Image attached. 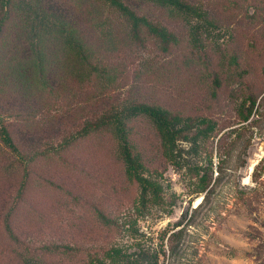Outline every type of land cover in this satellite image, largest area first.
I'll list each match as a JSON object with an SVG mask.
<instances>
[{
	"label": "rangeland",
	"instance_id": "rangeland-1",
	"mask_svg": "<svg viewBox=\"0 0 264 264\" xmlns=\"http://www.w3.org/2000/svg\"><path fill=\"white\" fill-rule=\"evenodd\" d=\"M69 1L80 8L82 25L90 12L102 17V28L92 26L89 17L84 32L85 37L91 32V43L100 46L94 49L93 62L110 76L78 83L71 76L63 100H42L38 127L46 129L48 139L38 138L25 146L42 156L31 164L32 178L23 194L18 157L0 143V152H6L0 153V262L12 261L9 258L24 252V247L37 250V259L50 264L106 262V253L115 247L136 259L144 253L156 254L158 264H264V0H247L234 10L231 2L242 0H198L210 7L211 20L223 28L213 34L211 46L217 41L243 53L250 50L249 85L244 89L255 88L258 98L247 122L239 114L246 94L240 82L219 61H214L215 66L205 64L212 52L207 51L209 56L193 52L189 25L183 19L153 7L141 8L152 23L169 30L177 40L165 51L157 37L145 32L142 39L133 41L128 23L100 1ZM48 56L51 62L59 60L54 53ZM209 67L220 76L218 99L211 95ZM138 103L207 117L217 126L198 147L190 149V144L178 142L181 168L167 160L148 119L128 123L135 151L142 155L146 173L160 183L164 200L138 218L132 235L105 229L95 213L99 208L121 220L136 215L138 188L125 177L118 143L111 131L85 136L82 129L98 126L113 113ZM57 107L61 112L56 114ZM7 116L13 129L22 126L16 114ZM62 143L67 146L60 150ZM18 147L22 151L21 144ZM2 163L17 167L16 172L3 173ZM209 163L214 169L221 167L223 174L200 206L204 195L193 192L185 171L188 166L208 167ZM217 175L215 171L214 178ZM184 226L172 250L168 237ZM48 246L60 250L50 254ZM44 252L45 256L40 254Z\"/></svg>",
	"mask_w": 264,
	"mask_h": 264
},
{
	"label": "trees",
	"instance_id": "trees-1",
	"mask_svg": "<svg viewBox=\"0 0 264 264\" xmlns=\"http://www.w3.org/2000/svg\"><path fill=\"white\" fill-rule=\"evenodd\" d=\"M98 1L128 23L133 41L142 39V33L145 32L147 36L157 37L165 51L177 40L169 30L152 23L145 13H141V8L153 7L157 11L172 12L183 19L189 25V41L193 52L198 56L199 54L209 56L207 51L212 52L210 55L212 58H206L208 61L205 64L215 66L214 61H219L225 71L231 70L235 74L240 82V90L246 92L245 99L239 107L240 117L243 122L250 119L258 98L253 94L255 88L244 89V85H249L246 82L248 69L250 64L252 65L248 56L250 50L245 49L246 52L243 53L241 50H235V47L217 41L212 42L213 46L210 45L213 34L219 30L222 31L223 28L219 27L215 20H211L212 15L208 5H202L198 0ZM246 1L242 0L240 3L232 1L231 8L234 10L237 5L243 6ZM77 8V5H73L69 0H0V143L4 149L18 157L17 167L22 166V194L27 190L29 180L32 178L31 164L42 156L37 153V149L28 150L25 146L34 140L37 141L38 138L48 139L45 136L46 129L38 127L42 115L40 110L42 100L46 98L48 99L45 101L50 98H57L56 101L63 100V95L69 89L68 81L71 76L77 80V83L88 81L94 76L103 81L110 76L109 71L101 69L93 62L94 49L100 46L91 43L89 39L91 32L86 37L84 32L89 17L92 26L102 28V17H97L90 12L88 18L85 15L86 22L82 25L83 14L79 12L80 8ZM92 26L89 29L92 30ZM99 43L101 45L103 41ZM250 44L253 47L254 40ZM48 53L56 54L58 62L54 63V59L51 62ZM75 60L78 66L73 65ZM209 79L211 95L213 99H218L222 88L221 80L218 72L211 67H209ZM64 99L66 100L65 97ZM21 103L26 105L22 108ZM57 108L58 110H54L56 114L61 112V108ZM8 114H16L17 118L22 119V126L19 129H13L11 127L13 125L10 126L7 122ZM138 118L148 119L161 139L167 160L181 168H183L180 165L182 149L178 147V142L190 144V149L198 147L200 142L206 140L217 126L215 121L207 117L181 114L161 105L138 103L123 109L122 112L113 113L109 119L98 126L82 129L85 136L97 131H111L118 143L119 156L125 167V177L135 183L138 188V198L133 208L136 215L135 218L127 215L121 220L111 217L99 208H95V213L97 222L105 229H117L132 235L138 218H144L152 207L164 203L160 183L150 173H146L142 155L135 151V146L129 138L128 123ZM56 121L51 124V128L55 127ZM21 138L22 141H20ZM18 144H21L22 151ZM65 144L62 143L59 149H63ZM0 153L6 154L5 151ZM209 164L208 167L188 166L185 171L193 182V192L204 195L200 206L211 195L213 183L221 179L220 175L223 174L221 167L214 169L211 163ZM1 166L5 174H12L17 169V167H7L5 163ZM215 171L218 173L216 178H214ZM179 226L181 223L177 224V227ZM184 229L185 226L168 237L172 250L175 248V240L182 235ZM45 249L48 253L55 254L59 252L60 247L48 246ZM63 253L69 254L66 250ZM40 254L45 256L46 252ZM37 256L39 257L37 250L24 247V252L21 251L18 256L15 254L14 257L9 258L12 261L0 262V264H50L38 260ZM106 259V262L92 259L89 264L159 263V256L156 254L145 255L144 253L136 259L123 252L121 248L115 249V247L108 250Z\"/></svg>",
	"mask_w": 264,
	"mask_h": 264
}]
</instances>
